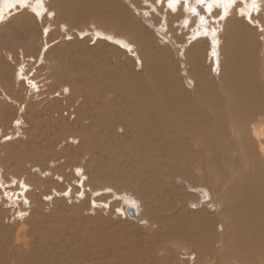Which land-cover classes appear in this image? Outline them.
<instances>
[{"label":"rangeland","instance_id":"rangeland-1","mask_svg":"<svg viewBox=\"0 0 264 264\" xmlns=\"http://www.w3.org/2000/svg\"><path fill=\"white\" fill-rule=\"evenodd\" d=\"M14 2L12 6L17 9L19 4ZM191 3L194 5V0ZM47 7L54 11L52 19L35 16L32 6L29 11H23L20 6L14 16L3 21V25L0 23V179L10 186L6 189L9 192L22 191L19 181L25 179V172L29 178L27 183L31 181L23 192L25 197H13V202L5 199L0 191V264L20 261L19 264H264L260 256L240 261L238 255L233 257L227 252L215 261L212 252L222 235L216 221L207 230L192 232L195 237L211 233L213 238L208 239L214 246L211 245V252L207 254L196 247V250L194 247L187 250L184 241H175L174 218L182 217L180 221L187 222L203 211L211 217L215 215V208L207 207L208 194L203 188H194L180 172L170 177L165 169L158 172L159 178L142 183L135 174L133 152H143L145 148L138 146L133 125L122 119L119 126L117 123L103 129L98 126L97 117L88 115L83 107L94 103V108L99 107L114 120L123 118L126 109L122 115L117 113L118 116L107 110L114 95L110 84L105 83L113 82L121 85L122 93L146 86L157 103L178 98L184 105H196L205 118L211 119L209 112L203 111L202 103L205 104L208 91L223 96L219 93V76L223 79L229 69L228 60L238 56V62L230 67L235 73L238 63L243 64L244 54L253 46L255 56L261 54L264 39L260 38L259 28L264 26V11L258 15L253 13L258 22L256 26L236 14L220 22L217 38L221 56L219 68L214 70L210 40L200 38L187 44V34L195 28L196 18L183 9L176 16L171 12L166 14L155 0H148L147 4L145 0H48ZM152 7L156 8L155 12L151 11ZM111 17L115 25L105 20ZM185 18L193 21L186 34L179 27ZM103 19L104 26L100 24ZM165 19L167 35L160 29V21ZM94 24L119 37L111 40L103 32L97 35L92 29L97 27ZM175 35H183V43ZM259 59L264 64V58ZM51 62L55 63L54 71L44 68ZM64 63H70L71 67L65 68ZM21 65L30 76L39 70V79L45 84L42 93L52 96L45 99L35 93L34 97L26 80L20 79ZM88 88L100 96L92 99L85 91ZM76 93L80 94L75 97ZM31 95L33 98H28ZM100 97L104 101L98 100ZM26 99L32 106L22 113ZM221 104L224 108L225 100ZM258 116L264 119V109ZM258 116L257 124L251 122L247 128L256 142L253 126L264 129ZM20 117L22 126L17 127L15 121ZM103 121H107L106 117ZM91 125H94L93 137L102 140L101 152L80 150L87 140L78 131ZM5 136L12 138L5 140ZM257 156L261 157L259 153ZM147 166L155 169L151 164ZM197 169L193 167L191 173L197 176V182L205 184L204 176ZM13 179L18 182L15 186L10 183ZM25 199L29 202L24 203ZM128 200L137 206L134 207L136 219L130 216ZM21 208L27 213L23 223L15 211Z\"/></svg>","mask_w":264,"mask_h":264},{"label":"bare ground","instance_id":"bare-ground-1","mask_svg":"<svg viewBox=\"0 0 264 264\" xmlns=\"http://www.w3.org/2000/svg\"><path fill=\"white\" fill-rule=\"evenodd\" d=\"M14 1H16L17 3V0H0V14H2L3 16L2 22L5 21L8 17L14 16V14L18 12V8L20 7V5L17 7V9L14 8V6H12ZM47 2L48 0H44V5H40L35 3V0H29L27 8L21 6V9H23V11H29L32 6L36 9V11L39 10L40 12H44L45 8L48 10ZM48 11L51 12L50 10ZM233 14H230L229 17L231 18ZM176 15L177 14H175L174 16ZM43 17L51 18L47 14ZM8 19L6 21H8ZM105 20L111 25L116 24L113 17L107 18ZM105 20L103 19L100 22L102 26L105 25ZM112 21H114L115 23H112ZM3 24L4 23H2V25ZM129 24L130 23L128 22V25ZM98 26L92 28L94 29V33L96 32L97 35H102L101 33L103 32L105 34H108L106 36L111 40H116V37H119L114 33L107 32V29V31H103L101 29L102 27L98 28ZM110 31L112 30L110 29ZM112 35L114 37H112ZM193 47L195 46L193 45ZM231 51L230 54L233 53H231ZM217 52H221L219 47L217 48ZM259 53H261L259 56H255L256 48L253 46L246 55L244 54V59H241L243 64L238 63V71H236L235 73L232 72V69L230 67L234 66L235 63L238 62V56L236 55L237 57H231L230 55L231 58L227 62L229 69L225 73L223 79H221V77L219 76L220 82L218 81L220 84L219 93L221 94V96H223L218 97L215 96L214 92L208 91L205 95V104L202 103L197 97V100H199L203 104L204 110H202L204 112L208 111L211 119L205 118L202 111H199L195 108L196 105H184L178 100V98H172L169 102H163V104L161 102L157 103L150 95L148 89L145 88L146 86H141V88H139L138 90L133 89L122 93L121 85L119 83L113 82L105 83L110 84L112 95H114L112 96V105H108L107 110L111 114L120 113L122 115L123 111L126 109L127 112L124 117L122 116L123 118L114 120L110 114L104 113L99 107H95V109L94 106H96V104L94 103H91L92 105L90 107H86L85 105L83 106L85 108V111L90 113L88 115H95L97 117V124L98 126L103 127V129L109 128V126H111L112 124V126H114L117 123L119 126V123L122 124V119H125L128 122L129 126L130 124L133 125V134H135L134 137L136 138L138 146H142L145 148L143 149V152H133V156H135V161L133 162L134 164H136L134 168L135 174L136 177L142 180V183L144 180L159 178L160 175L158 172H160L161 169H165L167 171H164L169 173L170 177H176L180 172L184 176V179H186L187 181H191L193 183V186H196L194 188H203V190H205L206 194H208L210 198V201L206 203L207 207L209 208L210 206H213V208H215L216 210L215 215L211 217L203 211L188 218V220H186L187 222L180 221L182 217L174 218L173 234L177 239H173L175 241H184V243L188 245L187 250H190L194 247L193 249L196 250V248H198V251L201 250L202 252H205V254H207L206 252H211V245H213L210 244L211 239H208V237H212L211 233H206V235H204V233L203 235L195 237L192 235V232H194V230L195 232L200 230L202 231L203 229L207 230V227L210 225L212 226L216 221V226H220L222 228V235L220 236V238H218L217 249L215 250V252H212L215 261L223 258L225 256V252L229 253V255L231 254L232 256L238 255L240 259H242L240 261H243L244 259L248 260L253 257L258 258V256L264 259V142H261L262 138H264V129H262V127L260 128L259 126L260 130H258L257 125L253 126V128L251 127L252 135H254V137L258 140L257 142L252 139L247 130L251 122L257 124V122H255V118H257L256 116H258L259 113H262L264 109V64L259 59V57L264 58V46ZM220 56L221 55L219 54V57ZM54 64L52 62L45 64L44 68H47L48 70L53 69L54 71L56 70V66ZM240 66H243V68H241ZM69 67H71L70 63L69 65L65 64V68ZM19 72L21 73V69ZM23 73L24 76L27 77V80H34L35 83L39 85V91H37L36 89L30 87L26 80L27 85L30 88L29 92L31 94L33 92L34 97L38 96L43 98L45 96L44 98L46 99V96L51 95L47 93H45L47 94L45 95L44 93H42V90L45 88V84L41 83L39 79V70H36L31 76L29 72H26V70H23L22 74ZM102 76L100 75L103 81L105 79ZM105 78L107 79V76ZM62 88L65 91V88L63 86ZM150 88L151 91H153L152 87ZM101 89L102 88H100L99 90ZM85 91H87V95H89L94 100L100 96V94L97 91H93L92 88H88ZM35 93H37L36 96ZM79 94L80 93H76L75 97ZM154 95H156L155 92ZM32 96L33 95H31L30 97L28 96V98H31ZM5 98L8 99L7 94H5ZM78 98L79 97H77V99L75 100H79ZM28 100V103L26 102V104L24 105L25 108L22 107V113H25L26 109L32 106ZM98 100L104 101V99H102L101 97ZM224 100L226 104L223 108L221 103H223ZM92 108L93 112L90 111V109ZM82 111L85 112L84 110ZM76 117L79 116L76 115ZM101 117H106L107 121H103V118L101 119ZM258 117L259 123H264V119L260 116ZM21 118L22 117H20L18 120H20L22 123ZM93 126H88L86 127V129L82 128L80 131L77 130L82 134V138L87 140V142L84 143L85 145L80 148L82 152H95L96 150L101 149L102 140L94 138L95 135L92 133L93 130L91 128ZM81 134L79 136H81ZM257 143L259 146L258 150L256 148L258 147L256 146ZM197 144H200L201 147L197 148ZM255 148L261 155L260 158L259 156H257L258 153L255 152ZM197 159H199V161L195 163V160ZM148 164L153 165L155 169L151 168V166L149 168L147 166ZM193 167H198L197 171L201 172L204 176L203 179H205V184L197 182V176L191 173V169ZM25 173L26 175L23 176V178L25 179H21L19 182H23L24 184H26L28 189V183L31 181L27 183V179L29 180V178H27V172ZM151 176L154 177L151 178ZM30 190L31 189H29V191ZM206 194L205 196H207ZM23 197L25 196L23 195ZM14 198L10 199V201L13 202L15 200ZM128 201L127 205H129V207L127 208L134 210V207H137L136 204H134V201L132 200ZM17 203L18 201L16 202V204ZM11 207L18 208V206L14 205H12ZM164 208L168 210V207ZM24 210L23 208L15 210L17 213V217L21 219L22 223L24 221V216L27 214ZM21 213H23V215H21ZM136 216L137 215L131 217L136 219ZM205 224L208 225L205 226ZM165 236L166 235H164V237ZM174 246L177 245L175 244ZM32 259H34V257ZM20 262L16 263L19 264ZM12 264L15 263L13 262Z\"/></svg>","mask_w":264,"mask_h":264},{"label":"snow or ice","instance_id":"snow-or-ice-1","mask_svg":"<svg viewBox=\"0 0 264 264\" xmlns=\"http://www.w3.org/2000/svg\"><path fill=\"white\" fill-rule=\"evenodd\" d=\"M148 0H145L147 4ZM17 3L22 7H27L29 0H17ZM35 3L43 5L44 0H35ZM155 4L162 6V10L167 12H171L172 14H176L178 11L183 9L184 12L188 13L190 16L195 17V28L191 31L190 34H187V44L191 45L194 41H197L200 38H205L211 41L212 54L214 57V62L216 67L214 70H218L219 68V53L217 52V48L219 46V40L217 38V33L220 30L218 25L220 22L226 20L230 14H236L239 17L248 21L249 24L253 26L257 25V21L253 17V13L255 12L257 15L264 11V0H194V5L191 3V0H155ZM250 5V7H248ZM247 8V11H245ZM33 13L37 17H43L47 14L49 17L54 16L55 14L49 12L46 8L44 12H38L35 8L32 9ZM152 12L156 11L155 7L151 8ZM148 15V12L144 13ZM3 16L0 14V22H2ZM193 23L192 20L185 18L183 24H180L179 27L182 30V33H187L189 26ZM160 29L163 31L164 35L168 33V22L167 20L160 21ZM260 38L264 39V26H260ZM45 35L48 33V29L44 30ZM99 35V34H98ZM69 39L71 37H68ZM178 39H181L183 43V35L178 36ZM123 46V45H122ZM131 51V48H129ZM180 55L183 56L184 52L180 50ZM139 62V61H138ZM23 65H21V80H27V77L22 74ZM30 87L39 91V85L35 83L34 80H27ZM15 124L17 127L21 126V121L16 120ZM18 134V133H17ZM12 137L5 136V140H10ZM81 170H77L79 173ZM17 181L13 179L11 181V185H17ZM10 186L5 184L3 179H0V191H3V195L5 199H12L16 197L19 199L20 196L23 195V192L27 191V185L23 182H19V188L22 190L21 192H9L8 189ZM67 194V193H65ZM50 199L51 197H46ZM24 203H28L25 199ZM93 206H95V202H93ZM195 207V205H193ZM23 215V213H21Z\"/></svg>","mask_w":264,"mask_h":264},{"label":"water","instance_id":"water-1","mask_svg":"<svg viewBox=\"0 0 264 264\" xmlns=\"http://www.w3.org/2000/svg\"><path fill=\"white\" fill-rule=\"evenodd\" d=\"M129 211H130L131 216H135L136 215L134 210L129 209Z\"/></svg>","mask_w":264,"mask_h":264}]
</instances>
